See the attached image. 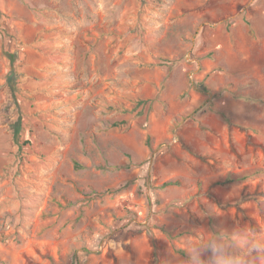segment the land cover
Masks as SVG:
<instances>
[{
    "label": "rangeland",
    "instance_id": "obj_1",
    "mask_svg": "<svg viewBox=\"0 0 264 264\" xmlns=\"http://www.w3.org/2000/svg\"><path fill=\"white\" fill-rule=\"evenodd\" d=\"M246 226L264 0H0V264H186Z\"/></svg>",
    "mask_w": 264,
    "mask_h": 264
},
{
    "label": "clouds",
    "instance_id": "obj_2",
    "mask_svg": "<svg viewBox=\"0 0 264 264\" xmlns=\"http://www.w3.org/2000/svg\"><path fill=\"white\" fill-rule=\"evenodd\" d=\"M186 264H264V232L252 227H242L231 232H221L201 237L189 250ZM203 254L207 262L197 259Z\"/></svg>",
    "mask_w": 264,
    "mask_h": 264
},
{
    "label": "trees",
    "instance_id": "obj_3",
    "mask_svg": "<svg viewBox=\"0 0 264 264\" xmlns=\"http://www.w3.org/2000/svg\"><path fill=\"white\" fill-rule=\"evenodd\" d=\"M10 56H12V59L14 60V55H10ZM17 78H18V73L13 68L8 75V82H9V84L12 87L14 92L17 91ZM14 132H15V140L17 142H19V140H20V135H19L20 134V120L16 123ZM3 264H5V263L3 262Z\"/></svg>",
    "mask_w": 264,
    "mask_h": 264
}]
</instances>
